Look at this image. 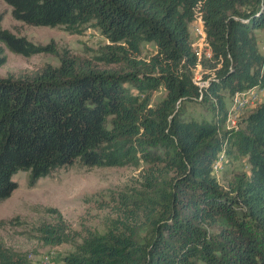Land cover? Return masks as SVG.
<instances>
[{"label":"trees","instance_id":"trees-1","mask_svg":"<svg viewBox=\"0 0 264 264\" xmlns=\"http://www.w3.org/2000/svg\"><path fill=\"white\" fill-rule=\"evenodd\" d=\"M5 1L15 19L71 33L91 23L110 42L91 56L60 52L53 41L38 44L4 27L0 11V41L12 51L60 56L59 64L0 76V200L18 187L13 176L20 170L28 171L34 186L75 160L139 165L151 160L150 149L162 148L157 158L164 166L145 169L137 206L124 209L121 225L105 234L90 231L65 260L264 264V101L244 117L243 128L226 127L228 97L264 87V54L255 33L264 28V0ZM200 17L210 57L201 58L192 44L189 23ZM145 41L157 45L148 59L141 56ZM6 58L0 46V67ZM199 62L215 73L205 74L203 87L193 77ZM127 84L145 97L139 99ZM160 85L166 96L149 106L146 92ZM202 97L213 103V120L184 119L176 112L178 103ZM229 145L247 156L250 172L237 173L225 188L213 163ZM50 210L54 220L37 230L47 244L69 241L64 214ZM0 264L31 260L0 243Z\"/></svg>","mask_w":264,"mask_h":264},{"label":"rangeland","instance_id":"rangeland-1","mask_svg":"<svg viewBox=\"0 0 264 264\" xmlns=\"http://www.w3.org/2000/svg\"><path fill=\"white\" fill-rule=\"evenodd\" d=\"M11 10L10 4L0 0V11L4 12V27L17 35H25L38 44L53 41L60 52L63 48H68L73 53L91 56L102 45L110 42L101 29L91 23L85 25L82 33H71L62 26L34 25L15 19ZM189 27L194 49L202 54L199 55L201 58L210 57L212 50L207 46V32L204 35L203 31L204 21L194 19ZM255 33L259 49L264 54V28H256ZM0 46L7 57L0 67L1 77L44 63H60L59 53L40 52L26 56L12 51L1 41ZM156 52L157 45L154 41L143 43L142 57L148 59ZM207 73L215 74L201 62L197 63L193 69L195 82H205L204 76ZM127 85L139 99L145 97V93ZM224 91L228 94L227 89ZM146 94L149 97L148 105L155 107L164 99L167 89L160 85ZM263 101L262 86H254L235 93L232 98L228 97L229 114L226 127L234 130L243 128L244 117ZM176 112H181L184 119L199 121L213 120L215 115L211 99L205 100L203 97L178 103ZM227 147L217 153L213 163V173L225 188L229 187L237 173L250 172L247 156L239 155L231 145ZM150 150L151 160L143 159L139 165L87 166L75 160L40 178L34 186L28 184V171H18L13 176L19 183L18 187L8 198L0 200V243L25 253L31 264H69L65 255L74 252L90 231L107 233L116 224L121 225L119 219L126 217L124 209L137 206V197L144 188L145 169L150 164H165L157 158L163 155L162 148ZM53 207L64 214L70 227V240L60 244L45 243L37 230L41 224L54 220L55 212L50 210ZM192 264L209 263L197 259Z\"/></svg>","mask_w":264,"mask_h":264},{"label":"built area","instance_id":"built-area-1","mask_svg":"<svg viewBox=\"0 0 264 264\" xmlns=\"http://www.w3.org/2000/svg\"><path fill=\"white\" fill-rule=\"evenodd\" d=\"M201 19H202V17H200V21H201ZM211 47H208V49H210ZM197 84H199L200 86H203V84H204V81H202V82H196Z\"/></svg>","mask_w":264,"mask_h":264},{"label":"bare ground","instance_id":"bare-ground-1","mask_svg":"<svg viewBox=\"0 0 264 264\" xmlns=\"http://www.w3.org/2000/svg\"><path fill=\"white\" fill-rule=\"evenodd\" d=\"M250 90H252V89H250ZM249 91V90H248ZM250 92V91H249ZM238 100V99H237ZM236 101V100H235ZM239 101V100H238ZM237 108V107H236ZM234 123V122H233Z\"/></svg>","mask_w":264,"mask_h":264}]
</instances>
